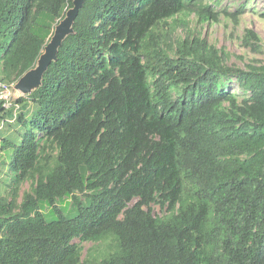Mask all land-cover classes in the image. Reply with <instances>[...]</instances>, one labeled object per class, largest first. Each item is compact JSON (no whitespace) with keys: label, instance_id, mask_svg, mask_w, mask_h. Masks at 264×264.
Listing matches in <instances>:
<instances>
[{"label":"trees","instance_id":"trees-1","mask_svg":"<svg viewBox=\"0 0 264 264\" xmlns=\"http://www.w3.org/2000/svg\"><path fill=\"white\" fill-rule=\"evenodd\" d=\"M73 8L0 0V82L38 67ZM194 11L218 20L205 0H84L14 122L0 103V264H264V63L197 37L166 48L161 25ZM109 236L100 261L74 243Z\"/></svg>","mask_w":264,"mask_h":264},{"label":"rangeland","instance_id":"rangeland-1","mask_svg":"<svg viewBox=\"0 0 264 264\" xmlns=\"http://www.w3.org/2000/svg\"><path fill=\"white\" fill-rule=\"evenodd\" d=\"M205 3L212 6L218 15V20H203L198 11L186 12L168 20L159 29L163 35L165 47L176 46L185 37H197L206 39L211 45L228 53L229 57L225 60L229 65L245 68L250 63L258 65L264 63V0H205ZM241 8L245 10L238 23L225 14V12L239 13ZM248 29H253L261 37V51L255 52L244 44L245 33ZM36 87L38 86H34L33 90ZM227 89L237 94L242 93L236 82H229ZM14 129L3 127L7 134L14 132ZM31 185V182L23 185L18 196V203L22 201L24 193L31 191ZM5 188L0 183V196L5 195ZM69 202L70 200L60 202L59 207L63 209L62 215L73 218L76 215L75 212L65 209ZM48 211L49 208L44 210L45 213ZM152 211L157 217H164L168 212L167 207L163 208L158 204L152 206ZM48 218L49 220L56 219L58 214ZM74 243L81 247L82 259L89 258L92 261H100L109 257L116 252L117 246L112 236L98 243L81 242L79 239L74 240Z\"/></svg>","mask_w":264,"mask_h":264},{"label":"water","instance_id":"water-1","mask_svg":"<svg viewBox=\"0 0 264 264\" xmlns=\"http://www.w3.org/2000/svg\"><path fill=\"white\" fill-rule=\"evenodd\" d=\"M84 0H74V8L67 13V17L56 27L55 35L45 48V54L39 60L38 67L27 73L18 83L17 89L23 94L33 91L34 86L41 84V79L51 65L56 60L59 47L62 45L66 36L72 33V27L78 16L79 10Z\"/></svg>","mask_w":264,"mask_h":264},{"label":"built area","instance_id":"built-area-1","mask_svg":"<svg viewBox=\"0 0 264 264\" xmlns=\"http://www.w3.org/2000/svg\"><path fill=\"white\" fill-rule=\"evenodd\" d=\"M19 81L16 82H0V103L5 110H13L14 118L10 122H14L18 112L20 111V105L17 104V100L21 96H25L20 90L17 89ZM5 122L1 124V128L4 127Z\"/></svg>","mask_w":264,"mask_h":264},{"label":"crops","instance_id":"crops-1","mask_svg":"<svg viewBox=\"0 0 264 264\" xmlns=\"http://www.w3.org/2000/svg\"><path fill=\"white\" fill-rule=\"evenodd\" d=\"M2 128L0 127V130H1Z\"/></svg>","mask_w":264,"mask_h":264}]
</instances>
